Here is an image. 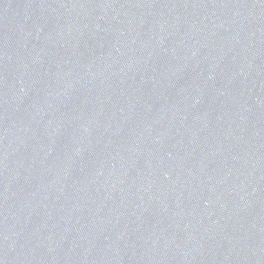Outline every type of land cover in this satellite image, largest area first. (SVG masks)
<instances>
[{
	"label": "water",
	"instance_id": "water-1",
	"mask_svg": "<svg viewBox=\"0 0 264 264\" xmlns=\"http://www.w3.org/2000/svg\"><path fill=\"white\" fill-rule=\"evenodd\" d=\"M0 264H264V0H0Z\"/></svg>",
	"mask_w": 264,
	"mask_h": 264
}]
</instances>
